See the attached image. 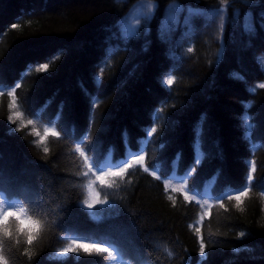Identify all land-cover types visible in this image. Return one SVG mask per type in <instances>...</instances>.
<instances>
[{
  "label": "trees",
  "instance_id": "16d2710c",
  "mask_svg": "<svg viewBox=\"0 0 264 264\" xmlns=\"http://www.w3.org/2000/svg\"><path fill=\"white\" fill-rule=\"evenodd\" d=\"M151 3L145 35L144 0H0V213L47 219L10 264H264V0Z\"/></svg>",
  "mask_w": 264,
  "mask_h": 264
},
{
  "label": "snow or ice",
  "instance_id": "6c2138e0",
  "mask_svg": "<svg viewBox=\"0 0 264 264\" xmlns=\"http://www.w3.org/2000/svg\"><path fill=\"white\" fill-rule=\"evenodd\" d=\"M152 8H153V5L151 3V0H144V8L142 9V11L137 13V17L138 18H143L144 21H145V25H144V28H145L144 34L145 35H147L149 33V31H150V29L148 28V24H149L150 19H151ZM182 10L183 9H181L179 7L172 8L170 6L169 15H168L167 19L165 20V22L160 27L159 32H158L159 38H160L162 43H168V38H169L170 34L177 30L176 26H178L180 24L178 13L180 11H182ZM203 14L204 13L201 10L189 8L188 9V15L185 17V19L183 21L184 27L190 29L191 17L195 16V15H203ZM212 15H215V13H212ZM13 27H16V25H13ZM261 27H264V22L261 23ZM119 28H120L121 33L123 34L124 39L126 41H128L129 43L132 40L138 38V36L140 34L139 33L138 19L135 22L124 21V22H122L119 25ZM221 28H222V25H221ZM245 32L247 34H253L254 35L255 34L254 25L246 21L245 22ZM149 44H150V41H146L145 42V45H144V48H143L144 51H147ZM188 51L191 52V51H193V49L192 48H188ZM222 54H223V45L221 44V51H220L221 58H222ZM168 56H169L170 59L173 58L171 50L168 52ZM47 68H48L47 64H44L42 66V69H47ZM38 70H40V69H38ZM231 75L236 77V78H240L238 73H232ZM174 79H175L174 77L167 78L166 79V84L167 85H172L174 83ZM98 82L99 81H98V78H97V84H98ZM18 86L19 85H16V87H18ZM262 86H264V85H262ZM83 90L85 91V95H89V93L87 92L86 89H83ZM10 95H11V93H10ZM93 102H95V100H93ZM63 108H64V104L61 103L60 111L57 113V115L55 117V120L53 121L54 123L55 122H59L62 119ZM9 119L11 120V117ZM205 120H206V115H202L201 120H200V126L203 125ZM28 123H32V121L29 120ZM63 128H64V125H61V129L62 130H63ZM151 131L155 132V129L153 128V129H151ZM52 135H58V133L53 132ZM198 136H199V130H198ZM44 150L47 151L48 149L45 148ZM88 150L92 151V148L89 147ZM81 155H83V152H81ZM201 155H203V154H201ZM94 159H95V157H94ZM138 159L143 160V157L139 156ZM101 162L102 161L96 163V167H97L98 170H99V163H101ZM125 163H127L126 160H125ZM196 163L197 164L200 163V158L199 157L197 158ZM255 171H256L255 165L252 164V166L250 168V173H249V175L247 177L249 183H251V181H252L251 173H254ZM114 173H117L119 175L122 174L121 172H114ZM101 177H103V176H101ZM243 195H247V192L246 191L243 192ZM235 199L239 201L241 199V196L240 195H236ZM106 203H107V201H101L99 199L98 195H94L93 201L87 203V208L88 209H94L96 207V205H98V204H106ZM241 235L243 236L244 233H241ZM76 245L77 244H75V243H74V245H69V247L65 248L63 251L65 253H67V252H76L77 249H83V251L85 253H89L92 250H95L96 252H105V253L109 252V249L107 247H104V246H102L100 244L79 243V245H94L95 246V247H88V248L76 247ZM200 256L202 258L205 257V248H204V244H203V239L201 240Z\"/></svg>",
  "mask_w": 264,
  "mask_h": 264
},
{
  "label": "clouds",
  "instance_id": "9594fccd",
  "mask_svg": "<svg viewBox=\"0 0 264 264\" xmlns=\"http://www.w3.org/2000/svg\"><path fill=\"white\" fill-rule=\"evenodd\" d=\"M110 175L118 176L119 174L111 173ZM99 179L103 181L104 177ZM46 228L47 219L30 214L27 206L19 209H9L0 213V238L12 240L15 246L26 245L24 252L29 256V259L34 255L31 246L41 238ZM76 247L88 248L95 246L77 244ZM0 264H10L8 257L3 252L2 244H0Z\"/></svg>",
  "mask_w": 264,
  "mask_h": 264
}]
</instances>
